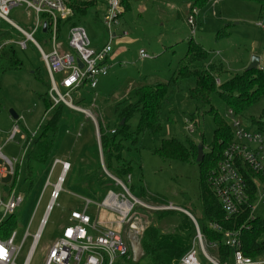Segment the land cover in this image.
<instances>
[{"label": "rangeland", "instance_id": "obj_1", "mask_svg": "<svg viewBox=\"0 0 264 264\" xmlns=\"http://www.w3.org/2000/svg\"><path fill=\"white\" fill-rule=\"evenodd\" d=\"M121 4L123 12L118 24L113 26L118 37L113 40L112 48L113 53L121 47H125L126 51L120 53L112 62L108 75L99 79L96 89L91 90L86 86L85 92L89 94L83 92L86 97H79L80 100L85 98L83 102H90L89 105L84 103L81 106L89 110L95 120L82 113L78 117L74 114L76 118L71 117L75 124L71 130L65 132L56 157L71 162L74 169L67 177L60 198L49 215L31 264H43L49 247L61 236L63 227L69 223L71 210L83 204L82 197H96L94 199L97 200L104 198V194L100 195V183L89 184L85 173L94 169L99 161L101 169L106 173L107 167L101 157V134L98 136L97 129L100 123L106 129L111 124L109 133L116 128L119 118L115 114L114 106L119 101L135 102L136 99L131 94L134 86L144 82H167L175 73L180 59L186 54L190 40L209 51L206 67L215 66L222 70L216 81L218 85L232 75L245 71L253 56L260 58L259 68H264V9L259 3L247 0H205L200 4H195L194 0H121ZM195 8L198 10L195 15L196 32L192 34L188 18ZM10 17L32 32L37 16L33 11L28 12L25 6H18L11 10ZM75 22L86 28L94 47L101 48L109 42V31L103 22V15L101 18L97 17L94 9L86 16H77ZM64 28L66 38L68 27ZM123 32L128 35L124 36ZM35 38L46 50L51 49L49 32L45 33L41 28ZM16 39L18 38L12 40ZM12 40L4 43L16 45ZM16 48L23 66L21 69L6 72L0 83V143L7 157L21 159L26 149L20 134L13 141L4 144L12 127L19 124L12 118L11 111H15L32 132L39 133V126L45 116L40 95L49 91L50 81L40 52L33 42H29L26 49L19 46ZM142 49L149 58H141ZM37 72L42 79L37 77ZM190 85L192 84L185 82L183 91H169L161 112L164 134L156 138L144 134L137 145L125 141L123 145L120 144V155L123 161L133 164V172L129 173L132 175L129 186L133 188L136 197L148 202H166L178 206L182 210L176 211V220L182 213L189 216L186 213L188 212L200 225L208 226L203 215L200 167L196 160L181 162L162 159L153 152L163 137L177 138L186 144L193 141L198 145L204 140L205 152L209 151L216 124L213 116L207 112L209 107L190 98ZM211 102L228 123L232 124L233 119L238 117L249 129H264V123L259 127L257 122L264 110V95L242 116H235L228 104L216 93L212 94ZM138 119L139 116L136 115L131 120L133 129ZM191 121L195 126L192 132L188 129ZM113 164L116 168L121 167V162L116 160H113ZM59 170L60 167H57L53 182ZM107 171L111 173L108 169ZM25 179L26 167L23 165L17 186L11 189H17L24 198L15 213L18 244H21L28 229L31 235L38 231L51 192V188L45 189L47 174L38 176L30 189ZM0 186L6 193L3 180H0ZM254 214L258 220L264 222V199L256 203ZM191 216L189 217L192 220ZM142 221L145 231L155 224L168 232L175 223V220L173 222L167 218L160 219L157 212L143 213ZM144 233L139 239L126 236L130 248L129 256L135 260L143 253L141 241ZM31 245L32 237H29L22 247L17 264H24ZM199 257L209 264L201 253ZM141 264L149 262L144 259Z\"/></svg>", "mask_w": 264, "mask_h": 264}, {"label": "built area", "instance_id": "obj_2", "mask_svg": "<svg viewBox=\"0 0 264 264\" xmlns=\"http://www.w3.org/2000/svg\"><path fill=\"white\" fill-rule=\"evenodd\" d=\"M102 1L107 4L103 22L109 31V42L97 48L92 45L90 36L83 25L71 27L66 39L63 40L60 37L59 22L72 15L71 9L64 0H0V20L10 23L24 35V39L12 40L13 43L26 49L28 43L33 42L39 50L49 76V96L53 105L64 104L74 111L89 115L94 120L93 114L76 100L81 96L84 86L91 90L96 89L99 79L108 75L114 57L112 42L118 37L113 31V26L118 24L123 12L121 0ZM18 6H25L28 12L33 11L36 14V24L32 32L11 19V10ZM197 12V8L193 9L188 18L192 34L196 32ZM45 22L48 23L47 32L51 34L50 50H46L35 38V34L41 28L43 29ZM123 35L127 36L128 33L123 32ZM140 56L142 59L149 58L143 49L140 50ZM78 61L82 62V67ZM231 126L233 140L225 147L208 181L227 220L238 218L244 211L248 213L247 219L235 229H225L217 222L207 221V227L211 231L222 234L223 245L229 249V253L223 256L219 253L218 242L210 241L203 233L198 220L192 216L195 234L189 250L178 264H206L199 257V253L209 264H264V254L255 257L245 254L242 238L243 231L252 230L253 222L257 219L254 214L256 203L264 199V129H249L238 117L233 119ZM188 129L191 132L195 130L194 122ZM21 132L20 126L15 124L8 142L13 141ZM97 133L100 136L99 129ZM23 157L24 155L21 159L7 157L0 145V180L9 176L13 177L17 164L22 163ZM101 157L104 162L102 152ZM57 167H60V170L53 182ZM71 169V162L58 157L54 158L45 184V189L51 188L50 201L38 231L31 235L28 229L21 244L17 243L16 230L8 238L0 239V250H3L0 253V264H17L22 247L28 238L32 237V245L24 262V264H31V258L48 223L49 215L60 198ZM246 169H251L258 174L252 178L251 182H248L246 177ZM105 171L113 179L117 189L109 191L101 200L91 197L81 198L83 208L71 210L69 223L63 227L61 236L49 247L43 264H115L120 257L129 254L130 248L126 236L139 239L144 233L143 213L182 210L170 203L148 202L136 197L129 186L132 181L131 174L123 180L109 173L107 169ZM252 186L255 187L257 196V201L253 203L251 202ZM23 201V195L17 189L5 195L0 187V224L6 217L15 214ZM92 206L98 211L109 212L113 215V219L106 223L99 219V216L94 218L90 210Z\"/></svg>", "mask_w": 264, "mask_h": 264}, {"label": "trees", "instance_id": "obj_3", "mask_svg": "<svg viewBox=\"0 0 264 264\" xmlns=\"http://www.w3.org/2000/svg\"><path fill=\"white\" fill-rule=\"evenodd\" d=\"M72 15L61 20L58 24L59 35L64 37V27L69 29L75 25H82L75 22L77 16H86L92 9L96 11L97 17L101 18L106 14L107 4L102 0H64ZM125 0H123L124 2ZM205 0H194L195 4L203 3ZM259 3L264 9V0H247ZM127 6V5H126ZM97 9V10H96ZM69 25V26H67ZM24 36L21 31L10 23L0 20V83L3 75L12 70L21 69L23 62L17 51V45L6 42ZM5 42V43H4ZM209 51L201 44L190 40L188 49L183 58L180 59L175 73L167 82H144L134 86L131 94L135 97V102L119 101L114 106L115 114L119 121L115 132L109 133V128L99 124L101 134L102 153L104 163L107 169L114 176L125 179L127 174L133 172V164L123 161L120 155V144L129 141L137 145L144 134L156 138L164 134L161 112L163 105L168 97L169 91L181 92L184 90V83L189 82L188 93L191 99L204 106H208L207 111L213 116L216 124L213 141L210 143L209 151L205 152V141L201 142L204 147V160L197 162L198 144L189 141L187 144L177 138H162L160 145L154 147V154L162 159H170L181 162H193L196 160L200 169V196L203 205V215L205 221H214L221 224L225 229L238 228L247 219L248 213H244L236 219L227 220L225 212L215 195L209 181L211 171L217 166L222 157L225 147L233 140V128L222 115L214 108L211 102L212 94L216 93L229 106L235 116H242L253 105L258 103L264 95V68L254 70H245L242 73L232 75L229 79L217 84L218 74L222 70L215 66L206 67ZM37 77H42L37 72ZM50 81V80H49ZM50 89V85H49ZM85 86L82 89L81 96H85ZM86 95L89 92H85ZM80 96V97H81ZM86 97V96H85ZM82 98V97H81ZM44 104L45 116L39 126V133H31L23 124L21 118L17 120L21 130L26 134L24 142L25 154L21 164H17L15 175L11 183V188L17 186L18 176L21 173V167H26V182L28 188H32L35 180L40 175L48 174L54 158L62 142L65 132L73 128L75 122L71 117L82 115L81 112L74 111L64 104L53 105L49 96V91L40 95ZM78 97V104L89 105L90 102L84 101ZM76 116H75V115ZM139 116L136 127L133 129L131 120ZM255 120L254 116H251ZM124 121V123H122ZM258 126L262 127L264 123V110L257 121ZM111 130V131H112ZM100 160V159H99ZM113 160L121 162V167H114ZM74 169V168H73ZM71 172L69 175L73 172ZM101 169L100 161L94 169L85 173L87 182H99L102 195L107 193L110 188H115V182ZM248 182L258 176L251 169H246ZM68 175V176H69ZM133 188H131V191ZM11 189L9 190V192ZM133 192V191H132ZM101 195V194H100ZM96 198V197H94ZM257 196L255 187L251 189V202H256ZM177 210H168L157 212L160 219L167 218L175 223L173 228L165 232L155 224L150 225L142 238V255L135 260L129 254L120 257L115 264H141L142 260L147 259L149 264H178L182 256L189 250L194 234L195 226L189 216L182 213V216L176 220ZM200 224V223H199ZM203 233L210 241L218 242L219 253L223 256L229 253L223 245V236L218 232L211 231L206 225L201 224ZM15 214L6 217L0 224V239L8 238L15 230ZM243 251L249 256H259L264 254V222L256 219L253 222L252 230H246L242 233Z\"/></svg>", "mask_w": 264, "mask_h": 264}, {"label": "crops", "instance_id": "obj_4", "mask_svg": "<svg viewBox=\"0 0 264 264\" xmlns=\"http://www.w3.org/2000/svg\"><path fill=\"white\" fill-rule=\"evenodd\" d=\"M64 40V39H63ZM124 51H126V48L125 47H121V48H119L116 52H114V57L112 58V62L118 57V55L120 54V53H122V52H124ZM113 64V63H112ZM22 120V119H21ZM28 128V127H27ZM28 130L31 132V133H34V132H32V130H30L29 128H28ZM18 134H20L21 135V139L25 142V133L22 131L21 133H18ZM17 134V135H18ZM16 135V136H17ZM16 138V137H15ZM6 141V142H5ZM4 141V144H7V143H9L8 142V138L6 139ZM0 145H1V143H0ZM2 147H3V145H1ZM0 163H1V160H0ZM12 178L13 177H11V176H9V177H7V178H5V179H3V184H4V189H6V193H8L9 192V190L10 189H12L11 188V183H12ZM1 187V186H0ZM2 189V188H1ZM115 189H117V187H116V185H115V188L113 187V188H110L108 191H107V193L105 194L104 193V195H103V197H105L108 193H109V191H111V190H115ZM2 191H3V189H2ZM3 193H4V191H3ZM6 193H4V194H6ZM102 195V194H101ZM83 208V204L81 205V207H79V208H77V209H82ZM90 210H91V214H92V216L94 217V218H96L97 216H99V219H102L104 222H109V221H111L112 219H113V215H111L109 212H106V211H98L94 206H92L91 208H90Z\"/></svg>", "mask_w": 264, "mask_h": 264}, {"label": "water", "instance_id": "obj_5", "mask_svg": "<svg viewBox=\"0 0 264 264\" xmlns=\"http://www.w3.org/2000/svg\"><path fill=\"white\" fill-rule=\"evenodd\" d=\"M43 31L46 33L48 31V23L45 22L44 23V27H43ZM79 65L82 67L83 64L81 61H78ZM260 65V58L258 56H253L252 61L250 66L247 68V70H254V69H258ZM11 115L12 118L14 120H18L20 118V116L15 112V111H11ZM122 123H124V121H122ZM103 155V153H102ZM204 147L202 146V144L198 145V155H197V162L201 163L204 160ZM106 170V169H105ZM189 216H191V214H189L188 212H186ZM192 217V216H191Z\"/></svg>", "mask_w": 264, "mask_h": 264}, {"label": "snow or ice", "instance_id": "obj_6", "mask_svg": "<svg viewBox=\"0 0 264 264\" xmlns=\"http://www.w3.org/2000/svg\"><path fill=\"white\" fill-rule=\"evenodd\" d=\"M3 250H0V253H2Z\"/></svg>", "mask_w": 264, "mask_h": 264}]
</instances>
